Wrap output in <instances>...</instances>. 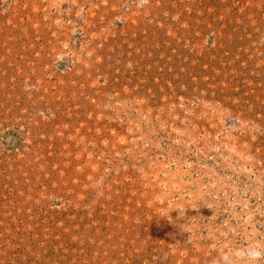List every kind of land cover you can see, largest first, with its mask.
<instances>
[{
	"label": "rangeland",
	"instance_id": "374dc122",
	"mask_svg": "<svg viewBox=\"0 0 264 264\" xmlns=\"http://www.w3.org/2000/svg\"><path fill=\"white\" fill-rule=\"evenodd\" d=\"M0 264H264V0H0Z\"/></svg>",
	"mask_w": 264,
	"mask_h": 264
},
{
	"label": "clouds",
	"instance_id": "9594fccd",
	"mask_svg": "<svg viewBox=\"0 0 264 264\" xmlns=\"http://www.w3.org/2000/svg\"><path fill=\"white\" fill-rule=\"evenodd\" d=\"M257 255H258V253H257Z\"/></svg>",
	"mask_w": 264,
	"mask_h": 264
}]
</instances>
